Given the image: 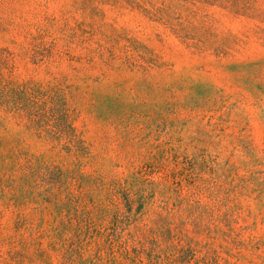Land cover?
Wrapping results in <instances>:
<instances>
[{
	"label": "rangeland",
	"instance_id": "obj_1",
	"mask_svg": "<svg viewBox=\"0 0 264 264\" xmlns=\"http://www.w3.org/2000/svg\"><path fill=\"white\" fill-rule=\"evenodd\" d=\"M0 264H264V0H0Z\"/></svg>",
	"mask_w": 264,
	"mask_h": 264
}]
</instances>
